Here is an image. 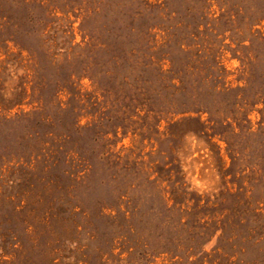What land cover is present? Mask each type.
Instances as JSON below:
<instances>
[{
    "label": "rangeland",
    "instance_id": "374dc122",
    "mask_svg": "<svg viewBox=\"0 0 264 264\" xmlns=\"http://www.w3.org/2000/svg\"><path fill=\"white\" fill-rule=\"evenodd\" d=\"M243 210L264 0H0V264H264Z\"/></svg>",
    "mask_w": 264,
    "mask_h": 264
},
{
    "label": "trees",
    "instance_id": "16d2710c",
    "mask_svg": "<svg viewBox=\"0 0 264 264\" xmlns=\"http://www.w3.org/2000/svg\"><path fill=\"white\" fill-rule=\"evenodd\" d=\"M187 102H185V100H180L179 101V105L182 107L179 113H184L189 111V109L187 108V104H185ZM188 120H196L194 118H188ZM181 122V121H180ZM179 124V122H173L170 124V128L171 127H175ZM173 204L172 206H176L179 204V202H177L175 200V198H173ZM171 208V207H169ZM248 211L243 210V212H241L242 216H239V219L237 221V223L239 224L240 228H241V232L239 233V237L241 238H245V240H251L252 242H258L262 237H264V230L262 231V217L259 213H255L253 210H250L249 213L247 214ZM206 224V223H205ZM232 243H229V248L232 246ZM189 247H193V246H189ZM228 256H225V259H227ZM213 261V260H211ZM217 264H220V262H217Z\"/></svg>",
    "mask_w": 264,
    "mask_h": 264
}]
</instances>
